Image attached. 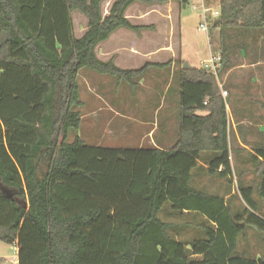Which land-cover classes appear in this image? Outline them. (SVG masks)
Segmentation results:
<instances>
[{
	"label": "trees",
	"instance_id": "trees-1",
	"mask_svg": "<svg viewBox=\"0 0 264 264\" xmlns=\"http://www.w3.org/2000/svg\"><path fill=\"white\" fill-rule=\"evenodd\" d=\"M105 1L0 0V242L17 247L18 264H264L238 251L248 230L264 241L255 200L258 192L264 201V146L251 155L257 191L238 183L241 213L232 199L193 184V171L207 160L209 176L233 182L218 75L186 70L179 60L180 128L168 150L89 146L75 135L82 125L83 70L135 87L150 68L169 64L123 70L100 60L97 48L115 32L145 29L127 19L131 6L166 2L117 0L104 16ZM219 6L214 30L264 31V0H220ZM76 12L88 20L81 38ZM220 58L219 71L229 55ZM166 209L202 217L201 236L190 244L178 240L173 229L193 224L164 221Z\"/></svg>",
	"mask_w": 264,
	"mask_h": 264
},
{
	"label": "rangeland",
	"instance_id": "rangeland-1",
	"mask_svg": "<svg viewBox=\"0 0 264 264\" xmlns=\"http://www.w3.org/2000/svg\"><path fill=\"white\" fill-rule=\"evenodd\" d=\"M116 1L106 0L103 3L102 12L104 16L109 14ZM219 1L188 0L184 8L183 0H178L181 19L179 24L177 23L179 30H175L176 38L174 41L168 42L164 38L161 39L159 35L157 45L143 43L135 45L133 38L136 32L123 29L124 31L115 34L109 42L100 45L97 49L100 60L104 62L112 60L123 70H138L145 66L147 61L134 55L137 51L142 53L153 51L156 55L149 59L153 62L169 53L177 54V59L173 73L170 71L173 60L167 61L169 64L167 63L166 67L150 68L142 79H136L135 87H131L125 82L119 83L110 77L99 76L90 70H83L80 75L81 99L84 102L83 108L80 109L82 125L75 135H79L89 146L149 148L151 147V139L148 134L154 125H159L161 131L152 136L155 141L160 139V134H162V129L167 121L168 109L171 107L176 112L173 127L175 130L174 142L176 143L180 128L179 99L177 96L180 93L178 72L181 70L182 64L179 60L183 61L184 65L187 63L191 69H204V66L208 65L213 57H220L224 51L228 55L233 54L236 63H240L236 55L242 52L249 51L256 54L264 52V42L260 32L242 30L223 32L221 29H213V23L216 21L215 13L220 12ZM140 4L142 8L150 6ZM204 8L209 9L207 14L209 19L207 23L208 33L199 30L200 26L205 24L202 20ZM134 15L135 11L132 10V16ZM152 20L157 19L153 17ZM73 21L76 37L81 38L86 32L88 20L76 12L73 14ZM135 26L140 27V23ZM251 38H255L254 42ZM161 40H164L165 44L160 43ZM178 55L180 59H178ZM232 97L233 95L229 99V103ZM160 107L161 109H159ZM75 135L70 138V142L74 141ZM251 169L252 171L245 176V182L247 185H253L256 190L260 184L258 167L253 165V167L248 168L249 171ZM199 181L198 178L197 182ZM234 181H236L235 178ZM197 186L204 188L209 193L221 194L232 187V190L236 192L235 197L231 200L233 209L241 213L245 207L238 192V184L233 182L229 184L228 181L218 177H203ZM258 194L255 192V200L259 204V213L264 217V201L260 199ZM160 217L173 224H193L192 227L173 229L172 231L173 235H176V238L185 244H190L194 239L201 236L202 232L198 226L204 223L202 217L171 215L168 209L161 213ZM238 251L248 258L264 259V241L255 231L248 230L240 240ZM0 264H18L16 246L0 242Z\"/></svg>",
	"mask_w": 264,
	"mask_h": 264
},
{
	"label": "crops",
	"instance_id": "crops-1",
	"mask_svg": "<svg viewBox=\"0 0 264 264\" xmlns=\"http://www.w3.org/2000/svg\"><path fill=\"white\" fill-rule=\"evenodd\" d=\"M179 9L178 0H166L164 4H155L146 8H142L140 3L131 6L126 13L127 19L134 26L140 23V27H145L140 34L133 33L135 35L133 38L134 44L157 45L159 35L161 39L164 38L168 42L171 40L174 41L176 38L175 30H179L177 23L179 24L181 19ZM132 10L133 12L135 11L134 16H132ZM153 17L157 20H152ZM121 31L124 30H118L110 39ZM260 33L261 39L264 42V31ZM251 40L254 42L255 38H251ZM160 43L165 44L164 40H161ZM134 55L145 59L147 61L146 63L167 64L173 60L172 66L170 67L172 73L175 67V60L177 59V54L175 53L173 55L169 53L167 56H159L160 58L154 62L149 60L156 55L153 51L144 53L137 51ZM232 56L233 54L229 55L226 66L218 72V83L221 92L226 91L228 93L223 98L226 101L229 119L230 160L233 169V182L236 185L239 182L247 185L245 176L252 171V169L249 171L248 168L250 166L253 167L251 155L255 154L256 149L264 146V52L257 54L250 53L249 51L242 52L236 55L240 63L234 62V56ZM178 57L180 59L179 55ZM232 95V100L229 103L228 101ZM179 96L180 93L177 96L178 99ZM168 110L167 121L162 129V134H160V139L155 141L152 136L161 131L159 125H154L152 131L148 134V137L151 139L150 143L152 148L168 150L175 144V130L173 127L176 112L171 107ZM198 115L206 116L207 113L199 112ZM207 170L208 160L200 161L198 168L193 171L194 187L208 194L224 197L227 201L233 199L236 192L232 190V187L230 190L221 194L209 193L204 188L197 186L203 177L213 178L209 176ZM198 178L200 179L199 182H197ZM234 178L236 181H234Z\"/></svg>",
	"mask_w": 264,
	"mask_h": 264
},
{
	"label": "built area",
	"instance_id": "built-area-1",
	"mask_svg": "<svg viewBox=\"0 0 264 264\" xmlns=\"http://www.w3.org/2000/svg\"><path fill=\"white\" fill-rule=\"evenodd\" d=\"M209 9L204 8V12L202 15V20L205 22V24H202L199 28L201 32L208 33L209 28L207 26V23L209 22L208 14ZM220 15V12L215 13V19H217ZM204 69L208 71L209 73H212L214 75H218L219 70L221 69V58L220 57H213L209 62L208 65L204 66ZM223 97H226L228 93L226 91L222 92Z\"/></svg>",
	"mask_w": 264,
	"mask_h": 264
},
{
	"label": "water",
	"instance_id": "water-1",
	"mask_svg": "<svg viewBox=\"0 0 264 264\" xmlns=\"http://www.w3.org/2000/svg\"><path fill=\"white\" fill-rule=\"evenodd\" d=\"M187 1H188V0H183V7H184V8L186 7V3H187ZM184 69H186V70H190L191 68H190V66L186 63V64L184 65ZM1 191H2V193H3L6 197H8L9 199H12V198H13L12 193H11L10 191L6 190L5 188L1 187Z\"/></svg>",
	"mask_w": 264,
	"mask_h": 264
}]
</instances>
